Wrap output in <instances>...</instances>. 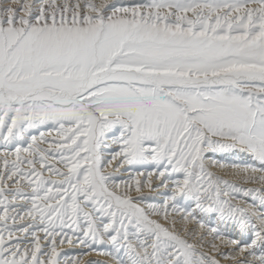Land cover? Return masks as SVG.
<instances>
[{
  "label": "snow or ice",
  "instance_id": "1",
  "mask_svg": "<svg viewBox=\"0 0 264 264\" xmlns=\"http://www.w3.org/2000/svg\"><path fill=\"white\" fill-rule=\"evenodd\" d=\"M225 262L264 264V0H0V264Z\"/></svg>",
  "mask_w": 264,
  "mask_h": 264
},
{
  "label": "bare ground",
  "instance_id": "2",
  "mask_svg": "<svg viewBox=\"0 0 264 264\" xmlns=\"http://www.w3.org/2000/svg\"><path fill=\"white\" fill-rule=\"evenodd\" d=\"M100 259V260H103L104 259V257H102V256H96L95 254L93 255V257H87L86 259ZM225 264H227V262H225Z\"/></svg>",
  "mask_w": 264,
  "mask_h": 264
}]
</instances>
